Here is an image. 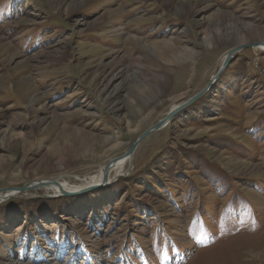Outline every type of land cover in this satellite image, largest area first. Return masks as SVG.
<instances>
[{
	"label": "rangeland",
	"instance_id": "obj_1",
	"mask_svg": "<svg viewBox=\"0 0 264 264\" xmlns=\"http://www.w3.org/2000/svg\"><path fill=\"white\" fill-rule=\"evenodd\" d=\"M253 37L264 0H0V189L78 184ZM126 171L1 201L0 264H264V50L234 52Z\"/></svg>",
	"mask_w": 264,
	"mask_h": 264
},
{
	"label": "water",
	"instance_id": "obj_2",
	"mask_svg": "<svg viewBox=\"0 0 264 264\" xmlns=\"http://www.w3.org/2000/svg\"><path fill=\"white\" fill-rule=\"evenodd\" d=\"M247 46L255 47L256 45L255 44H246V45H243V46H236V47L232 48L226 54V56L223 59L222 64H221L220 68L218 69V71L211 77V79L208 82V84L201 91H199L197 94L192 96L189 100L185 101L183 104H181V105L175 107L174 109L170 110L157 123H155L154 125L149 127L147 130H145L143 133H141L135 139V141L130 145V147L120 157H123V156L124 157H130L134 153V151L137 148L138 144L146 136H148L149 134H151V133H153L155 131H158L159 129L164 127L175 116V114H177L179 111H181L183 109L188 108V106L191 103H193L196 99H198L201 95H203L204 92H206L208 89H210L211 86L214 84V82L218 79V76L220 75V73L223 70V68L227 65V63L229 62L230 57L234 54V52H236L239 49H242L243 47H247ZM109 165L110 164L107 163L103 167V174H102V177H101L99 183L88 184V185H86L84 187L79 188L76 191H67V190L63 189L60 186V183L56 179L51 178V179H47V180H38L37 183H26V184L22 185L21 187H17V188L9 187V188H5V189H0V194L1 193L5 194L4 197H2V200H5L9 196H13L15 194H18V193H21V192H25V191H28V190H35L36 187H41V186L47 185V184H52V185H56V186L59 187V192L57 194H55V196H70V195L75 194V193H84L86 191H89V190L97 188V187L106 186L107 184H109L112 181V180L109 181V178H108Z\"/></svg>",
	"mask_w": 264,
	"mask_h": 264
},
{
	"label": "bare ground",
	"instance_id": "obj_3",
	"mask_svg": "<svg viewBox=\"0 0 264 264\" xmlns=\"http://www.w3.org/2000/svg\"><path fill=\"white\" fill-rule=\"evenodd\" d=\"M240 40H242V39H240ZM247 41L250 42L251 44H255L256 45L255 49L264 50V41L261 38L253 37L252 39H247ZM240 46H243V45H240ZM185 54H188V53H185ZM223 59H224V57H223ZM175 60L178 61V63L180 62L179 64H186V63H184L186 60H183L182 57L181 58L177 57V58H175ZM134 87H135V85H134ZM146 100H150V97L147 98ZM175 107H176V105L172 106L171 110L174 109ZM113 111H120V106L114 107ZM74 135H76V133ZM131 158H132V155L130 157H124V156L120 157L119 156L116 159L115 158L111 159L108 162L110 164L109 165V173H108L109 174L108 178L110 181L111 180L114 181V180L120 178L122 175L124 176L127 173V171H128V170L126 171L127 163L131 162ZM102 174H103V167H101L96 173H94V174L92 173L91 175H88V177H86L85 179L80 180V182L78 184L71 185L70 183L63 181V180L60 181L59 183H60V186L67 191H76L79 188L84 187L88 184L99 183V181L102 177ZM49 179H51V178H49ZM44 180H47V179H44ZM37 182H38V180H35V181L33 180L32 183H37ZM40 188L50 190V192L53 193L52 194L53 196H55V194H57L59 192V187L56 185H52V184L46 185L45 187L44 186L36 187L35 190H38ZM4 195L5 194H3V193L0 194V202L2 200V197H4ZM2 201H4V200H2Z\"/></svg>",
	"mask_w": 264,
	"mask_h": 264
}]
</instances>
